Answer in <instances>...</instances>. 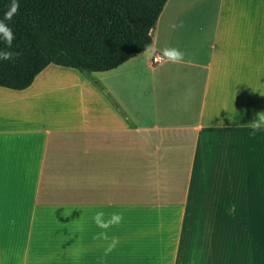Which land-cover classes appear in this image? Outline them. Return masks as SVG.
<instances>
[{
    "label": "crops",
    "instance_id": "0c3cea01",
    "mask_svg": "<svg viewBox=\"0 0 264 264\" xmlns=\"http://www.w3.org/2000/svg\"><path fill=\"white\" fill-rule=\"evenodd\" d=\"M151 40L184 61L0 87V264H264V0H167Z\"/></svg>",
    "mask_w": 264,
    "mask_h": 264
},
{
    "label": "trees",
    "instance_id": "16d2710c",
    "mask_svg": "<svg viewBox=\"0 0 264 264\" xmlns=\"http://www.w3.org/2000/svg\"><path fill=\"white\" fill-rule=\"evenodd\" d=\"M167 0H19L8 26L9 49L0 60V87L26 89L46 66L84 73L114 69L151 45V31ZM11 0H0V19Z\"/></svg>",
    "mask_w": 264,
    "mask_h": 264
},
{
    "label": "clouds",
    "instance_id": "9594fccd",
    "mask_svg": "<svg viewBox=\"0 0 264 264\" xmlns=\"http://www.w3.org/2000/svg\"><path fill=\"white\" fill-rule=\"evenodd\" d=\"M19 7V0H11L9 10L4 13L3 19H0V40H2L9 49L12 47L15 34L6 21L10 22L12 20L13 16L18 13ZM172 27L175 29L178 26L173 24ZM144 53L148 59H152L160 63L167 61L173 64H179L184 61V53L177 48L169 47L157 51L151 45H148L146 46ZM18 55V53L12 51H0V60H12ZM262 125H264V114L257 113L252 121V135H255L258 131H260ZM230 211L235 213V205L231 206ZM92 219L96 226L103 230L99 232L94 239L107 242L104 249V257H107L115 250L117 244L119 243V238L116 236L109 237L107 230L119 225L123 220V214L112 213L109 218L105 219V213L103 211H98Z\"/></svg>",
    "mask_w": 264,
    "mask_h": 264
},
{
    "label": "built area",
    "instance_id": "2783aa9c",
    "mask_svg": "<svg viewBox=\"0 0 264 264\" xmlns=\"http://www.w3.org/2000/svg\"><path fill=\"white\" fill-rule=\"evenodd\" d=\"M151 62H152V64H157V63H159V62H156L155 60H152V59H151Z\"/></svg>",
    "mask_w": 264,
    "mask_h": 264
}]
</instances>
